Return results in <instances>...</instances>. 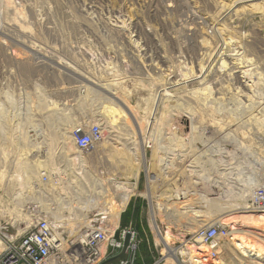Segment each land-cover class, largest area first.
I'll return each instance as SVG.
<instances>
[{"label":"rangeland","instance_id":"1","mask_svg":"<svg viewBox=\"0 0 264 264\" xmlns=\"http://www.w3.org/2000/svg\"><path fill=\"white\" fill-rule=\"evenodd\" d=\"M235 1L0 0V224L9 225L10 233L17 237L31 226V221L25 215L33 220L26 208L31 204H43L56 211V215L52 214L54 217L48 218L65 239L82 235L85 228L92 227L109 229L110 226V230L114 231L131 225L141 235L144 228L145 240L139 248V261L142 264H166V259L161 255L164 247L157 245V233L152 227V199L155 207L157 203L161 205L156 215L161 231L166 232L170 228L174 236L173 247L180 252L178 264H192L185 243L198 245L199 242L191 240L201 228L219 224L220 220L226 226L231 218L238 217L240 211L237 208L245 207L250 197H245L243 193L244 180L250 177L258 185L264 182V125L254 118L257 100L262 98L259 101H264V90L251 92L252 97L248 98V92L236 89L239 85L234 77L224 79L221 76L216 78L215 87L219 89L223 80H230L228 83L234 87V94L231 91H217L218 97L224 98L226 95L225 100L216 101L205 109L194 101L191 102L193 113L173 110L171 116L166 118L162 111L152 115L147 110L146 100L155 88L148 85L151 79L161 74L169 75L170 82L189 80L190 83L192 79L182 76L174 60H184L187 64L184 69L188 71L191 67L188 63L196 58L194 55L202 59V53L206 51H194L202 48V39L216 43L218 39L221 41L222 34L231 38V44L224 53L230 56L228 63L238 59L248 49L245 55L253 60L263 56L264 11L250 7L261 0L236 6ZM228 9L238 13H233L235 15L227 22L223 18L229 17L226 16ZM179 32L181 35H177ZM164 35L178 41L171 43ZM151 38L157 40L158 50L153 49L156 43H152ZM164 44L172 51H167ZM157 51L160 52L159 56L165 58L163 61L168 59L167 63L152 60ZM254 62L260 65L258 60ZM261 68L260 74L264 73ZM179 87L181 89L175 93L186 98V86ZM160 88H163V84H160ZM108 92L129 96L147 131L161 128L167 134L163 138L165 143L167 137L182 139L183 150L177 153L187 154V157L169 169L170 175L156 167L153 148L147 147L145 152L147 166L151 163L155 166L150 169V177L156 178L153 183L149 181L146 168L133 167L131 156L120 155L117 149H123L125 142L129 150L136 152L138 147L135 146L143 135L141 132L133 137L132 132L126 129L131 136L123 137L125 133L119 129L122 121L115 129L104 130V139L88 152L79 154L76 150L73 130L78 127L87 129L98 123L96 113L110 106ZM241 92L244 98L240 96ZM231 96H235V100L230 99ZM237 97L242 99L241 102L237 101ZM175 103L163 100L161 110L171 111L169 106ZM33 135L41 143L39 151L33 146ZM199 136L203 138V143L194 142ZM149 138L146 140L149 141ZM62 146L74 155L82 156L85 164L84 169L80 167L84 170L82 176H76L75 170L72 173L62 156ZM157 153L162 157L163 152ZM196 154L201 157L199 162L194 163L195 157L192 156ZM39 157L45 161L43 170L37 165ZM75 165L78 166L77 163ZM137 168V192L129 202L137 211L127 213V205L116 227L103 215L107 209L104 204L91 210L77 208V198L86 201L90 196H95L93 188L99 183L105 181L114 186V180L125 182ZM192 170L200 174H194ZM221 171L231 174L225 179ZM26 174L31 178H25ZM43 174L48 177L47 182L43 181ZM74 178H80L79 184H73ZM27 185L39 195L31 197L26 193V199L18 203L16 194ZM75 185L81 186L76 188ZM82 188L86 189L85 194L81 192ZM61 194L74 203L73 212L59 205L58 196ZM142 199L144 206H138ZM53 202L58 207L55 210ZM166 207L171 209L167 211L169 215L165 214ZM181 212L184 214H177ZM74 217L77 219L73 220ZM86 223L90 226H86ZM226 227L230 230L229 224ZM252 230L263 234L244 226H240L234 234L252 235L258 242L263 240L261 244H264V234L259 237L246 233ZM229 237L221 241L218 257L226 264H240V253L230 245ZM249 263L264 264V259L253 257Z\"/></svg>","mask_w":264,"mask_h":264},{"label":"bare ground","instance_id":"2","mask_svg":"<svg viewBox=\"0 0 264 264\" xmlns=\"http://www.w3.org/2000/svg\"><path fill=\"white\" fill-rule=\"evenodd\" d=\"M252 1H257V0H239V1L236 0L234 4L236 6L238 4H242V3H246V2H252ZM259 2L260 3L252 4L250 7H252V8L254 7L258 11H264V0H261ZM230 10L231 9H228L229 12H227V15H226L229 17L223 18L226 21L229 20V18H232L236 13H238V11H233V9L231 11ZM233 13H235V14H233ZM179 23H180V26H183V25H181L182 22H179ZM164 27H166V25H164ZM136 28H138L137 25H136ZM183 30L186 31L185 29H183ZM175 31L178 32V30H175ZM218 33H220V32L218 31ZM218 33H216V35ZM179 34H180V32L177 35H179ZM220 35H219V37H220ZM149 36H151V35H149ZM169 36H167V37L165 36V38L167 40H169L171 43L178 41L175 38H171ZM221 36H222V37H220L221 41H219V39L218 40L216 39L217 40V41L215 40L216 43L210 42L207 38L202 39L203 45L198 43V44H200V46L202 45V48L198 47L199 49H195L194 51L198 52L199 50H202V49H206V51L202 53V55H203L202 59H199V58H197V55H194V56H196V58L193 60L194 62H192L191 60L193 58L190 57L191 62L188 61L189 62L188 64L191 65V67L188 71H185V69H184V65L186 64V62H184V60H179V59H178L179 61L177 59L174 60L175 63L176 62L178 63V65L176 67L178 68L179 72H181L182 76L184 78H189V79L191 78L192 79L190 81V83H189V80H188V82H180L179 80H176V81L174 80V82H170L171 80L169 78V75H167V74L166 75L161 74V75H158L157 78H155L153 80L151 79V82L149 83L148 86L151 85L155 88H153L154 90H152L150 92V97L146 100L147 110L149 111L150 114L155 115L156 113L162 111V114H164L165 117L166 116L168 117V116H171L173 110L183 112V113H186V112L193 113L194 109L191 106V102L193 103L195 101L196 103H200L205 109V108H208V106L210 104H214L216 101H218V102L223 101V99L226 97V95L225 96L223 95L224 98L222 96L218 97L217 91H221V92L222 91L223 92L224 91H229V92L231 91L230 93H232L234 87L232 88V85H230L228 83L230 80H223L222 83H220L221 87L219 89H217L214 84H215L216 78L219 79V78H221V76H224V79L228 76L230 77V79H233L232 77H234V80H236V83L239 85L237 88L235 86V88L241 89V91L243 93L248 92L247 94L245 93L248 98L252 97V96H250L251 92H254V91L259 92L260 90H264V73H262V72H261V74L259 73L261 67H262L261 69L264 70V55L260 56L258 59H255V60H258V62L260 64L259 66L256 65L257 63L254 62L255 61V60H253L254 58H249L245 55V53L248 52L249 49L246 50L245 53L243 52L241 55H239L240 57L237 55L239 57L238 59L232 60V63H236V64L228 63L230 56L224 55V53H225L226 48L229 46V44H231V38H229V37L226 38V36L223 37V34ZM177 37H179V36H177ZM219 37H217V38H219ZM201 38L202 37H200V39ZM203 38H205V37H203ZM232 39H234V38H232ZM161 40H163V39H161ZM156 41L154 39L151 40L152 43H154V44L156 43V45L152 44V46L154 45L153 46L154 50H158V45H157ZM181 41H183V37H182ZM213 41H214V38H213ZM218 41L221 42V46H219ZM170 42H169V44H170ZM165 43H167V42H165ZM181 44H183V43H181ZM256 44H257V42H256ZM256 44L254 45V47L256 46ZM173 46H175V45H173ZM178 46H179V44H178ZM203 46H205V47H203ZM223 46H224V48H222ZM167 47L165 45V48H167ZM186 47H188V46H186ZM171 48H175V47H171ZM245 48H248V47H245ZM249 48H251L253 50L252 46H250ZM168 50L169 49L167 48V51ZM169 51L171 52L172 50L170 49ZM163 52H166V50H164ZM184 52H186V51H184ZM159 53H160L159 51L155 52V56H153L152 60H154V62H155V60H159L160 63H162V64L167 63L168 59L166 61H163V59H165V58L161 57L162 55L159 56L160 55ZM181 55H182V53H181ZM173 56H174V54H173ZM190 56H192V55L190 54ZM150 59H151V57H150ZM237 65L238 66L243 65V67H237ZM167 67H168V65H167ZM155 70H157V68ZM154 74L156 75V73H154ZM176 74H178V73H176ZM239 75H241V76H239ZM178 77H179V75H178ZM148 80H150V78ZM160 84H163V88H160ZM182 84H184V85H182ZM94 85H96V84H94ZM114 85H118V84H114ZM136 85H138V84H136ZM178 86H186V90H187V92L185 94L186 98L182 97L181 95H180L181 98L179 95L177 96V93H175V91L181 89V87L178 88ZM111 89H110V92H111ZM104 91H105V89H104ZM107 91H109V90L107 89ZM236 91H237V93H239L238 90H236ZM243 93L240 96H242L244 98ZM107 94L109 96L107 99H110V100H108V104H110V106L107 105L104 108L102 107L103 110L101 109L98 113H96L97 118L99 117L97 121H98L99 125H101L103 131L107 130V129H115L118 126V124L120 123V121H122L123 124L120 126L119 129H120V131H123L125 133V135H122L123 137H125V136L130 137L131 136V135L127 134L126 129H128L129 131L132 132L133 137H137V135L141 134V132L143 133V135L140 137V142H138V145L135 146V147H138V150L135 149L136 152H133V149H130V150L128 149V146H127L128 143L127 142H125L123 149L119 148L117 150L119 151L120 155L125 154V156H129V157L131 156V159L133 160V167L135 166V167H139V168L140 167L146 168V171L148 172V175H149V181H151L153 183L154 180H156V178L153 176L150 177V175H151L150 169L152 167L155 168V166H153L152 163L150 164V166H147V158H146V153H145L147 147L154 149L155 153L153 154V157H154V159H156V162H157L156 167H159V170L161 172H164V174H166V175L169 174L168 172H169L170 168H173V166L180 164V162L184 161L183 158L187 157L186 156L187 154L181 155L180 153H177L178 151L182 152L183 147H184V144H183V141L181 138L175 136V140H173L172 137H167L166 138L167 143H165L163 138L165 139L166 133L163 132V130L161 128H154L152 130L150 129L149 131H147L146 126H144L143 122L139 118V115H138L136 108H134L133 105L130 103V100L128 99L129 96H127L126 94L120 95L119 93L112 94L109 92ZM225 94H226V92H225ZM227 94H228V92H227ZM233 94H234V92H233ZM236 95L237 94H235V96ZM235 96H231L230 99L235 100V98H233ZM163 100L174 101L177 104L175 103L176 105L169 106V108L172 109L171 111L165 110V109H163V107H162L163 110H161V103L163 102ZM241 100L242 99H238V97H237L238 102H241ZM244 100H246V99H244ZM259 100H262V98H260ZM259 100H257L258 101V103H257L258 107H256V109L254 111V114L255 113H257V114L254 116V118L256 119V121H258L262 125H264V101L261 102ZM51 104H53V103H51ZM201 105H199V106L202 107ZM55 106H56V104H55ZM195 108L198 109V107H195ZM200 111H202V110H200ZM160 115H161V113H160ZM149 136H150V138H149ZM32 138L34 139V145L33 146H35V148L39 151V149L42 148L41 143L38 141V138L35 135H33ZM148 138H149V141L146 140ZM138 140H139V138H138ZM196 141H201L203 143V138L199 136V137H197V139H194L195 143H196ZM152 144H153V146H152ZM191 145H193V144L191 143ZM193 146H195V145H193ZM61 150H62V156H63L65 162L67 163L68 167L72 171V173H75V172H73L75 170L76 176H79V175L82 176L83 174L81 172L84 173L83 169H84L85 164H83L84 161L82 160V156L79 155L80 151L78 149H76L79 152V154L74 155L73 153H71L69 150H67L63 146L61 147ZM197 150H198V148H197ZM125 151L127 153H125ZM157 151L159 153L163 152L162 157H159ZM198 152H199V150H198ZM39 153H41V152H39ZM192 157H195V159L193 160L195 163V161L199 162L201 155L196 154L195 156L193 155ZM75 163H77L78 166H76ZM24 165H26V164H24ZM37 165L40 169H42V168L44 169L45 161L41 160L39 157V159L37 160ZM80 167H83V169H80ZM193 169H194V167H193ZM80 170H82V171H80ZM221 170H223V169H221ZM138 171H139L138 168H137V170H134L131 173V176H129V178H127V180L125 182H119V181H115V180L112 181L114 186L110 182L103 181L102 183H99L96 187L93 188V195H95V196H93V197L90 196L89 199L86 201H84V199L77 198V200L79 202V207H77V208L80 210H91V209H97L100 207L101 204L102 205L104 204L107 206V209L103 215H105L107 220L109 222H111L116 227L118 225V222L120 221L121 213L125 210V208L129 204L132 196L135 195L137 192ZM221 172H220V174L225 179L231 174V173H223V172L221 173ZM192 173L200 174V172L197 170H192ZM17 176L20 177L22 175L18 174ZM24 176H25V174H24ZM25 178L30 179L31 177L28 174H26ZM202 178H204V177H202ZM79 180H80V178H74L73 184L74 183L79 184ZM255 183L256 182L250 177L243 181V184H244L243 185V187H244L243 193H245V197H248L249 195L251 196L254 187L259 184V183H256V184ZM73 184L70 183V185H73ZM80 186L81 185H77V186L75 185L76 188H79ZM223 189H225V188L223 187ZM81 190H82L81 192L84 194L87 192L85 188H82ZM26 193L28 194V196H31V197L33 195H37V196L39 195V193L33 192V189L30 185L29 186L28 185L23 186L19 189V192H17V194H16V197H17L16 199H17L18 203H20V200L26 199L24 196ZM58 197L60 198V204L59 205L61 207L65 208L67 211L73 212V210L75 208L74 203L69 202L64 197L63 194L59 195ZM41 205L42 206L38 205V208L41 210V213H45L47 216L56 215L55 214L56 211L50 210L51 206L49 207L48 205H46V207H45L43 204H41ZM53 205H54L53 210H55V208H58L55 206L54 202H53ZM157 206H158V209L156 208ZM157 206L155 207V205L153 204V201L151 199V208H150L152 210V213H151L152 214V220L151 221H152V227H153V229L156 230V233H157V239H156L157 245L162 244L164 247V249L161 252V255L163 256V258L166 259V264H178V256H179L180 252H179L178 248L173 247L174 236L172 235L170 228H168V230L166 232H163V231H161L159 225L157 224L156 215L158 214V210H161L160 203H157ZM165 209H166L165 214L169 215L167 213V211H169L171 209H168L167 207ZM62 210H64V209H60V211H62ZM237 210L240 211L238 217L231 218V222L229 221L226 224V226H228V224L230 226L229 236L230 235L231 236L229 237V242H230V245L234 246L236 251H238L240 253V256L238 257V261L240 262V264H252V263H249V259H252L253 257H254V259H259V258L264 259V246H263L264 244H261V242H263V240H261V238H260L261 241L258 242L257 241L258 239L252 235L239 236L236 233L234 234V231H238L240 226H244V227L249 228V229H254V230L257 229L258 231H260L261 233L264 234V214L263 213L258 214V213L247 210V205L243 208H237ZM177 214H184V213L181 212V213H177ZM76 216H77V214H76ZM25 217L28 219V221H31L30 224L35 222L34 219L32 220L30 217H27V215H25ZM76 219H77V217L73 218V220H76ZM221 221L222 220L218 221V223L225 226L223 221L222 222ZM81 224H82V220H81ZM240 224H242V225H240ZM75 225H77V224H72L71 226H75ZM85 225L90 226L89 223H86ZM108 228L109 229H102V228H99V229L105 230L109 234L114 233L115 230L111 231L112 228L110 226ZM110 228H111V230H110ZM204 228H207V227H203L201 229H204ZM246 233L258 235L259 237L263 236V234H258L253 230L252 231H246ZM74 234L76 235L77 232ZM81 236L82 235L78 234V235L74 236V238L80 239ZM223 240H225V239H223ZM195 241L199 242L198 245L191 244L189 242L185 243V246L188 249V254H189L190 261L192 264H226L222 260L221 257H217L215 259L211 258V248H210L211 242L206 244L200 238H197ZM1 248H2V246H0V250H1ZM221 248L222 247L220 244L219 249H221ZM219 249H218V252H219Z\"/></svg>","mask_w":264,"mask_h":264},{"label":"built area","instance_id":"3","mask_svg":"<svg viewBox=\"0 0 264 264\" xmlns=\"http://www.w3.org/2000/svg\"><path fill=\"white\" fill-rule=\"evenodd\" d=\"M72 139L76 149L88 152L104 139V131L101 125L94 123L87 129L75 128ZM42 179L47 182L46 174ZM247 210L264 214V182L254 187ZM26 212L35 222L17 237L10 233L9 225L0 224V264H100L121 252L127 235L130 236L128 259L119 264H136L138 261L141 241L139 232L131 225L121 230L117 228L112 234L95 227L85 228L80 239H65L52 226L48 216L41 213L38 204L29 205ZM228 237L229 230L225 226L213 224L201 229L191 241L200 238L206 244L211 242V258L215 259L221 241Z\"/></svg>","mask_w":264,"mask_h":264},{"label":"water","instance_id":"4","mask_svg":"<svg viewBox=\"0 0 264 264\" xmlns=\"http://www.w3.org/2000/svg\"><path fill=\"white\" fill-rule=\"evenodd\" d=\"M130 245V236L127 235L125 237V239L123 240V248L121 250V252L119 254H117L116 256L110 257L108 259H106L105 261H103L100 264H119L120 261H126L128 259V248Z\"/></svg>","mask_w":264,"mask_h":264},{"label":"trees","instance_id":"5","mask_svg":"<svg viewBox=\"0 0 264 264\" xmlns=\"http://www.w3.org/2000/svg\"><path fill=\"white\" fill-rule=\"evenodd\" d=\"M129 206L127 207V210H126V212L127 213H129L130 214V212H136L137 211V208H134V206H133V204H132V202L131 203H129L128 204ZM126 226V225H125ZM124 227V226H123ZM137 229H139L140 230V228L139 227H137ZM139 234H141V233H139ZM117 237H119V234L117 235ZM136 264H142L140 261H139V259H138V261H137V263Z\"/></svg>","mask_w":264,"mask_h":264},{"label":"crops","instance_id":"6","mask_svg":"<svg viewBox=\"0 0 264 264\" xmlns=\"http://www.w3.org/2000/svg\"><path fill=\"white\" fill-rule=\"evenodd\" d=\"M134 202H136V199L134 200ZM139 205L144 206L143 199H142V201H139L138 206H139ZM125 209H126V208H125ZM142 210H144V207H142ZM124 211H125V210H124ZM144 233H145V232H144V228H143L142 235L139 234V239H140V241H141V244H142V242H144V240H145V236H143ZM139 252H140V249H139Z\"/></svg>","mask_w":264,"mask_h":264}]
</instances>
